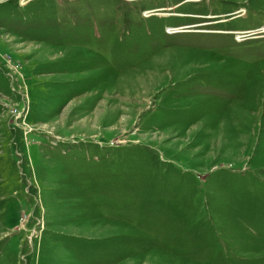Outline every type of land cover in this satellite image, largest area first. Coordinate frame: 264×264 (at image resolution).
Wrapping results in <instances>:
<instances>
[{
	"label": "rangeland",
	"instance_id": "rangeland-1",
	"mask_svg": "<svg viewBox=\"0 0 264 264\" xmlns=\"http://www.w3.org/2000/svg\"><path fill=\"white\" fill-rule=\"evenodd\" d=\"M263 29L264 0H0V264H264Z\"/></svg>",
	"mask_w": 264,
	"mask_h": 264
},
{
	"label": "bare ground",
	"instance_id": "bare-ground-1",
	"mask_svg": "<svg viewBox=\"0 0 264 264\" xmlns=\"http://www.w3.org/2000/svg\"><path fill=\"white\" fill-rule=\"evenodd\" d=\"M153 14H154V13L149 12V13H146L145 16L148 17V16H151V15H153ZM160 15H161V16H163V15H166V16H167L168 14H167V13H161ZM173 31H175V30H172V31H170V32H173ZM256 33H257V34H255V35L263 34V33H264V29H263V30H260V31H257ZM243 34H244V33H243Z\"/></svg>",
	"mask_w": 264,
	"mask_h": 264
},
{
	"label": "built area",
	"instance_id": "built-area-1",
	"mask_svg": "<svg viewBox=\"0 0 264 264\" xmlns=\"http://www.w3.org/2000/svg\"><path fill=\"white\" fill-rule=\"evenodd\" d=\"M250 33H253L252 31H249V32H246L245 34H249V35H255L257 33H253V34H250Z\"/></svg>",
	"mask_w": 264,
	"mask_h": 264
},
{
	"label": "water",
	"instance_id": "water-1",
	"mask_svg": "<svg viewBox=\"0 0 264 264\" xmlns=\"http://www.w3.org/2000/svg\"><path fill=\"white\" fill-rule=\"evenodd\" d=\"M175 31H178V30H175Z\"/></svg>",
	"mask_w": 264,
	"mask_h": 264
}]
</instances>
